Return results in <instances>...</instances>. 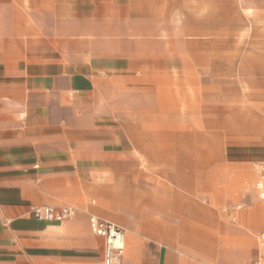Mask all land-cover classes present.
I'll return each mask as SVG.
<instances>
[{"label":"crops","instance_id":"1","mask_svg":"<svg viewBox=\"0 0 264 264\" xmlns=\"http://www.w3.org/2000/svg\"><path fill=\"white\" fill-rule=\"evenodd\" d=\"M172 5L0 0V264H103L104 240L91 232L92 216L124 228L119 264H249L252 241H234L233 230L221 246L196 240L204 236L194 224L209 220L197 217H207L210 204L195 199L197 143L204 141L191 124L175 120L187 129L152 131L145 127L163 124L115 115L133 106L126 93L123 106L117 101L122 85L159 86L163 73L193 68L194 56L174 55L161 40ZM137 175L146 187L139 219L121 222L87 204L118 207L99 195L111 188L102 182L122 176L131 190ZM34 207L69 208L74 217L39 221ZM259 207L247 218L257 225Z\"/></svg>","mask_w":264,"mask_h":264},{"label":"rangeland","instance_id":"2","mask_svg":"<svg viewBox=\"0 0 264 264\" xmlns=\"http://www.w3.org/2000/svg\"><path fill=\"white\" fill-rule=\"evenodd\" d=\"M172 3L173 13L163 17V24L170 27H165L161 40L174 55L194 56L193 68L187 73H163L165 82L159 86L132 82L131 88L123 89L122 85L117 89V101L123 106L126 93L133 106L115 115L163 124L145 127L152 131L187 129L175 126V120L191 124L188 129L204 141L197 143L203 149L195 158V199L210 204V216L197 217L209 220L194 224L195 233L204 236L196 240L221 246L233 230L234 241L251 239L253 250L248 258L249 264H254L257 237L264 232V0ZM146 98L149 103L140 107ZM205 154L206 158L202 157ZM132 180L128 185L131 190L125 189L122 176L102 182L111 188L100 190L99 195L118 207L106 202L87 204L121 222L139 219L146 187L138 175ZM124 204L132 214L123 213ZM257 207V212L262 211L259 225L247 220Z\"/></svg>","mask_w":264,"mask_h":264},{"label":"built area","instance_id":"3","mask_svg":"<svg viewBox=\"0 0 264 264\" xmlns=\"http://www.w3.org/2000/svg\"><path fill=\"white\" fill-rule=\"evenodd\" d=\"M31 215L36 220L51 222L56 219H72L74 217V212L69 208L56 211L51 207H34L31 210ZM89 227L94 235L104 240L103 264H119L126 246L124 228L116 223L104 221L94 216L89 218ZM259 240L263 246V251L254 261V264H264V232L260 234Z\"/></svg>","mask_w":264,"mask_h":264},{"label":"bare ground","instance_id":"4","mask_svg":"<svg viewBox=\"0 0 264 264\" xmlns=\"http://www.w3.org/2000/svg\"><path fill=\"white\" fill-rule=\"evenodd\" d=\"M126 247V246H125ZM125 252V251H124Z\"/></svg>","mask_w":264,"mask_h":264}]
</instances>
